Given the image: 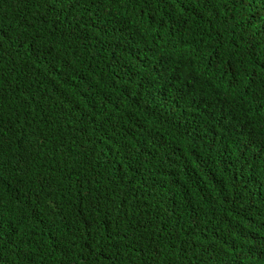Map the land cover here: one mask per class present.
I'll list each match as a JSON object with an SVG mask.
<instances>
[{
  "label": "trees",
  "instance_id": "1",
  "mask_svg": "<svg viewBox=\"0 0 264 264\" xmlns=\"http://www.w3.org/2000/svg\"><path fill=\"white\" fill-rule=\"evenodd\" d=\"M0 264H264V0H0Z\"/></svg>",
  "mask_w": 264,
  "mask_h": 264
}]
</instances>
